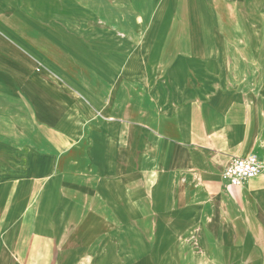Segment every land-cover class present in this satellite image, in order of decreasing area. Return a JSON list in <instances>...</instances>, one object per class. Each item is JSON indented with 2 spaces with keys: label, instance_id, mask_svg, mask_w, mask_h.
Here are the masks:
<instances>
[{
  "label": "crops",
  "instance_id": "crops-1",
  "mask_svg": "<svg viewBox=\"0 0 264 264\" xmlns=\"http://www.w3.org/2000/svg\"><path fill=\"white\" fill-rule=\"evenodd\" d=\"M264 0H0V264H264Z\"/></svg>",
  "mask_w": 264,
  "mask_h": 264
},
{
  "label": "built area",
  "instance_id": "built-area-1",
  "mask_svg": "<svg viewBox=\"0 0 264 264\" xmlns=\"http://www.w3.org/2000/svg\"><path fill=\"white\" fill-rule=\"evenodd\" d=\"M264 169V163L256 156L234 157L223 172L222 177L230 186L240 187L248 180L256 177Z\"/></svg>",
  "mask_w": 264,
  "mask_h": 264
}]
</instances>
